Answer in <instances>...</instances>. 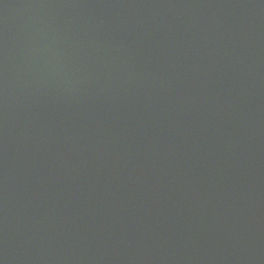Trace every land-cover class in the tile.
Wrapping results in <instances>:
<instances>
[{
  "label": "water",
  "instance_id": "1",
  "mask_svg": "<svg viewBox=\"0 0 264 264\" xmlns=\"http://www.w3.org/2000/svg\"><path fill=\"white\" fill-rule=\"evenodd\" d=\"M0 264H264V0H0Z\"/></svg>",
  "mask_w": 264,
  "mask_h": 264
}]
</instances>
